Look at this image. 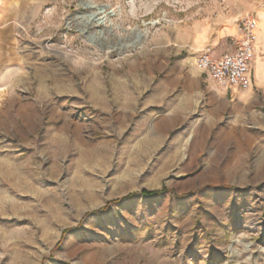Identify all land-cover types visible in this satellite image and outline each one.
<instances>
[{
	"label": "rangeland",
	"instance_id": "1",
	"mask_svg": "<svg viewBox=\"0 0 264 264\" xmlns=\"http://www.w3.org/2000/svg\"><path fill=\"white\" fill-rule=\"evenodd\" d=\"M1 1L0 264H264V131L182 94L264 0Z\"/></svg>",
	"mask_w": 264,
	"mask_h": 264
},
{
	"label": "crops",
	"instance_id": "2",
	"mask_svg": "<svg viewBox=\"0 0 264 264\" xmlns=\"http://www.w3.org/2000/svg\"><path fill=\"white\" fill-rule=\"evenodd\" d=\"M1 2L0 0V52L2 50L1 40L5 32H7V27L3 25L6 15L2 12ZM16 9L17 6L14 5L13 16L17 14ZM199 34L193 38L192 46L202 49L207 45L215 46L225 37L237 35L238 32H214L213 34L210 33L207 36L203 35L201 37ZM257 34L259 47L258 49L256 48L257 53L255 51L256 56L252 61L254 87L226 90L221 88L214 80L209 85L211 88L207 97L210 114L219 119L228 116L231 127L235 130H243L245 125H250L253 129L264 131V29L257 32ZM208 49L212 50V48ZM224 52L218 53V55ZM1 57L2 54L0 53ZM202 75L203 72L199 68H196L194 76L182 79L184 84L182 94L193 96L199 100L203 94L202 86L205 81ZM228 105L229 109H227Z\"/></svg>",
	"mask_w": 264,
	"mask_h": 264
},
{
	"label": "built area",
	"instance_id": "3",
	"mask_svg": "<svg viewBox=\"0 0 264 264\" xmlns=\"http://www.w3.org/2000/svg\"><path fill=\"white\" fill-rule=\"evenodd\" d=\"M257 24L256 14H246L239 22L233 47L221 55L211 49L201 51L197 67L223 89L254 87L252 61L258 42Z\"/></svg>",
	"mask_w": 264,
	"mask_h": 264
},
{
	"label": "bare ground",
	"instance_id": "4",
	"mask_svg": "<svg viewBox=\"0 0 264 264\" xmlns=\"http://www.w3.org/2000/svg\"><path fill=\"white\" fill-rule=\"evenodd\" d=\"M257 19H258V24H257V28H256V31L257 32H259V29H260V20H259V18L257 17ZM258 47H259V44H258V42H257V46H256V48L258 49ZM256 53H257V51H256ZM256 53H255V56H256ZM41 65H43V64H41ZM46 66H50L49 64L47 65L46 64ZM38 69L36 70V71H38L40 74H43V73H45V71H46V69H48V68H43V67H37ZM55 69V68H54ZM55 71V70H54ZM50 72H52V71H50ZM38 73V74H39ZM56 76V75H55ZM19 80V75H15V77H14V79H13V81L16 83L17 81ZM53 81H58L55 77H53ZM14 84V83H13ZM39 85H40V88H39V90H40V93H46L47 91H48V89H47V87L45 86V80L43 79V78H41L40 77V79H39ZM12 98V97H11ZM14 98V97H13ZM51 137H53V135L51 136Z\"/></svg>",
	"mask_w": 264,
	"mask_h": 264
},
{
	"label": "trees",
	"instance_id": "5",
	"mask_svg": "<svg viewBox=\"0 0 264 264\" xmlns=\"http://www.w3.org/2000/svg\"><path fill=\"white\" fill-rule=\"evenodd\" d=\"M166 190V188L156 189V190H143L141 192H138L137 194H141L144 196H156L161 193H163Z\"/></svg>",
	"mask_w": 264,
	"mask_h": 264
}]
</instances>
